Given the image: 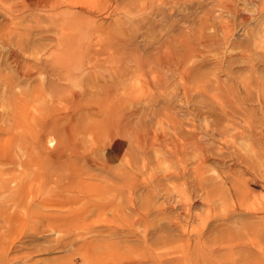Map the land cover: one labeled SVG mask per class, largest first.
Wrapping results in <instances>:
<instances>
[{
    "label": "rangeland",
    "instance_id": "obj_1",
    "mask_svg": "<svg viewBox=\"0 0 264 264\" xmlns=\"http://www.w3.org/2000/svg\"><path fill=\"white\" fill-rule=\"evenodd\" d=\"M263 1L0 0V264H122L127 255L138 258L151 250L137 241L129 247L122 229L126 197L118 196L120 191L113 190L121 180L109 169L127 168L123 151L128 140L119 141L116 135L114 142V135L113 139L109 138L111 129L98 105L104 103V90L118 96L119 117L134 120L129 119L132 124L136 123V115L148 117L146 129L148 133L153 132L149 135L161 134L158 122L164 120L162 125L167 127V114L170 117L176 114L173 117L179 118L185 133L203 136L199 143L203 153L200 148L192 147L191 152L187 147L189 165L184 162L180 166L177 160L170 164L166 160L171 167L174 165L169 170L168 163L157 165L151 152L146 161L149 168L134 172L140 186L134 201L143 211L150 209L153 222L148 228L140 226L138 235L144 237L148 233L150 242L170 237V244L156 245L155 252L170 255L173 264H196L195 237L193 234L182 236L177 224L194 231L205 220L208 222L206 234L198 249L207 260L199 264H264V213L253 217L249 212L256 197L264 198L261 145L264 129L251 127L249 133L241 118L245 109L252 107L243 96L244 84L252 82L257 75L264 78V58L259 53L253 54L254 46L250 49L253 43L264 41ZM186 30L190 34L193 31L192 39L199 49L197 58L189 59L188 67L198 69L201 76L198 82L208 88L204 94L194 91L196 85L186 83L179 76V69L161 70L159 74L151 69L149 75L146 70L140 77L134 69L135 57L149 60L160 42L170 36L178 39ZM115 37H121L125 44L111 41ZM242 55L248 58V63L252 57L257 61V74L251 71V65ZM69 70L72 76L65 81ZM52 86L57 90L65 88L70 93L53 92ZM236 92L242 94L244 103L239 107L238 117L231 122L221 110L239 102ZM202 123L211 127L210 130L206 131ZM194 127L197 132L193 131ZM217 129H228L230 141L226 137L219 139ZM246 131L249 136L245 135ZM230 133L235 136L233 140ZM119 143L124 150H119ZM190 154L198 156V160ZM201 154L208 164L204 163V176L197 171L204 161L203 155L199 159ZM238 156L249 158L253 167L241 165ZM194 163L196 168L192 166ZM146 170L150 171L149 175ZM179 172H184L186 181L175 176ZM191 174L194 178L197 176L196 182L203 177L199 180L202 185L209 182L207 187L221 188V192H211L210 196H217L212 203L206 193L194 187L199 184ZM241 183H247L243 192L238 187ZM219 185L223 186L216 188ZM167 189L174 198L171 206L163 195ZM199 189L201 194L197 193ZM151 192L157 196L152 198ZM240 195L246 196L249 202L238 204ZM230 197L236 200L233 202ZM162 208L166 217L161 213ZM172 221L177 222L174 227ZM189 245L193 247L187 248Z\"/></svg>",
    "mask_w": 264,
    "mask_h": 264
},
{
    "label": "bare ground",
    "instance_id": "obj_2",
    "mask_svg": "<svg viewBox=\"0 0 264 264\" xmlns=\"http://www.w3.org/2000/svg\"><path fill=\"white\" fill-rule=\"evenodd\" d=\"M43 1V0H42ZM54 1V0H53ZM59 1V0H58ZM169 1V0H168ZM183 1V0H182ZM155 2V1H154ZM173 2V1H172ZM264 2V1H263ZM171 3V2H170ZM175 3V2H174ZM38 4V3H37ZM149 4V3H148ZM152 4V3H151ZM168 5V4H167ZM54 6V5H53ZM42 9V8H41ZM51 9H52V7H51ZM115 10V9H114ZM219 16V15H218ZM205 19V18H204ZM207 22H208V20H207ZM184 27V26H183ZM185 30V29H184ZM200 30V29H199ZM182 32V31H181ZM192 34H193V31H192ZM192 34H190V32L188 31L187 32V30L186 31H184L183 33H181V35L179 36V38L178 39H176L174 36V38L172 37V36H170V37H168V39L167 40H165V41H162V42H160L159 44H158V46L154 49V55H152L151 56V58L149 59V60H143V59H145V58H143V59H141V58H139V57H135V59H134V65H135V70H136V72L139 74L138 76L140 77V75H143V72H145L146 70H149L148 72H147V75H149L148 73L150 72L151 73V69H154L156 72H158L157 74H159L160 72H161V70H172V68H176V70L177 69H179L180 71L178 72L180 75L179 76H181V78L186 82V83H189V82H192V83H194L196 86L194 87V91H197V92H203V94H204V92H206V89H208V88H206V86H204V85H202V84H200L198 81H199V77H201L200 75H198L199 73V71H196V70H198V69H191V68H189L188 67V64H189V59H194V58H197V56H198V53H199V49L197 50L196 49V45L194 44V41H193V39H192ZM197 34H198V32H197ZM168 35V34H167ZM166 35V36H167ZM175 35V34H174ZM201 35H202V33H201ZM201 35L199 34L198 36H199V38L201 37ZM203 36V35H202ZM100 37V36H99ZM196 37H197V35H196ZM262 37H264V36H262ZM67 38V37H66ZM202 38V37H201ZM200 38V39H201ZM68 39V38H67ZM203 39V38H202ZM264 39V38H263ZM64 40H65V38H64ZM103 40V39H102ZM115 40V42H119V43H122V42H124L123 40L121 41V37L120 38H117V37H115V38H112L111 39V41H114ZM254 40V39H253ZM260 40H262V39H260ZM58 41V40H57ZM110 41V42H111ZM261 42V41H260ZM58 43V42H57ZM114 43V42H113ZM116 43V44H117ZM112 44V43H111ZM115 44V43H114ZM124 44H125V42H124ZM123 44V45H124ZM127 44V43H126ZM250 44V43H249ZM255 43H253V45L251 46V50H253L252 49V47L254 48V51H252L253 52V54H255V55H257V53H259L260 55H258V56H260V57H263L264 58V55H262V53H264V41L262 40V43H259V44H255ZM112 46V45H111ZM118 46V45H117ZM119 46H120V44H119ZM77 48V47H76ZM120 48H121V46H120ZM123 48V47H122ZM200 48V47H199ZM247 49V48H246ZM251 50H248V51H251ZM245 51H247V50H245ZM251 52V53H252ZM250 53V52H249ZM252 54V55H253ZM138 55V54H137ZM149 55V54H148ZM244 55L245 56H247V55H249V54H247L246 55V53H244ZM136 56V55H135ZM243 56V55H242ZM245 56H243V57H245ZM249 57V56H248ZM255 57V56H254ZM246 59H245V61L248 59L247 57H245ZM250 58V57H249ZM195 60V59H194ZM250 60V63H248V60H247V64L250 66L251 65V71H253L254 72V74H257V71H256V69H255V64H257V61H254V58L252 57L251 59H249ZM258 60V59H257ZM244 61V58H243V62H245ZM263 61V63H264V60H262ZM195 63H196V61H195ZM191 64V63H190ZM192 64H194V63H192ZM196 65V64H195ZM190 66V65H189ZM258 66H259V63H258ZM261 66V65H260ZM262 66H263V64H262ZM245 67H247L246 66V64H245ZM264 67V66H263ZM64 68V67H63ZM262 68V67H261ZM260 68V69H261ZM61 69V68H60ZM131 69V68H130ZM133 69V70H134ZM71 70V69H70ZM68 71V73H67V75H65V81H69L70 80V78H71V71ZM200 70V69H199ZM73 71H75V70H73ZM72 71V72H73ZM160 71V72H159ZM261 71V70H260ZM134 72V71H133ZM262 72V71H261ZM146 73V72H145ZM153 73H155V72H153ZM152 73V74H153ZM173 73V72H172ZM175 73V72H174ZM249 73V72H248ZM264 73V72H263ZM162 74V73H161ZM200 74H202V73H200ZM250 74V73H249ZM253 74V75H254ZM146 75V76H147ZM230 75V74H229ZM250 75H252V74H250ZM259 75H261V73L259 74ZM136 76V75H135ZM137 76V77H138ZM157 76V75H156ZM160 76V75H159ZM158 76V77H159ZM142 77V76H141ZM150 77H152V76H150ZM150 77H149V79H150ZM157 77V78H158ZM165 77V76H164ZM174 77V76H173ZM178 77V76H177ZM249 78L251 77V76H248ZM57 78V77H56ZM144 78V77H143ZM153 78V77H152ZM150 79L151 81L153 80V79ZM166 78V77H165ZM247 80H248V78L247 77H245ZM244 78V79H245ZM253 78V77H252ZM147 79H148V77H147ZM146 79V80H147ZM155 79V78H154ZM163 79V78H162ZM167 79V78H166ZM204 79V78H203ZM243 79V80H244ZM245 79V80H246ZM149 80V81H150ZM244 80V82L246 83V82H248V81H245ZM252 80V79H251ZM144 81H145V79H144ZM156 81H158V80H156ZM181 82V81H180ZM183 82V81H182ZM242 82V81H241ZM243 82V83H244ZM250 82V83H249ZM249 82L248 83H246L247 85H245L244 84V86H243V88L242 89H244V97H245V99H247L248 100V102L249 103H251V105H252V107H248V108H246L245 109V111H246V113L241 117V118H243L244 119V121H245V123L243 124V127H245V125H247V129H248V132L250 133V129L252 130V128L251 127H256V128H259V127H261L262 129H264V120L263 119H261L260 117H259V114L258 113H261V115H262V117L264 116V78H261V77H259L258 75L257 76H255V78H253V80H252V82L249 80ZM160 83V82H159ZM191 83V84H192ZM235 83V82H234ZM145 84V83H144ZM146 84L148 85V82H146ZM155 84V83H154ZM167 84V83H166ZM165 84V85H166ZM183 84V83H182ZM147 85H145V86H147ZM152 85V84H151ZM155 85H157V84H155ZM162 85V84H161ZM192 86V85H191ZM144 87V86H143ZM161 87V86H160ZM164 87V86H163ZM60 88V87H59ZM141 88V87H140ZM152 88V87H151ZM162 88V87H161ZM168 88V87H167ZM166 88V89H167ZM191 88V87H190ZM233 88V87H232ZM51 90H53V92H64L65 94H67V93H70L69 92V90H67V89H65V88H63V89H61L60 88V90L58 89L57 90V88L55 87V86H52V89ZM56 90V91H55ZM120 90V89H119ZM118 90V91H119ZM165 90V89H164ZM171 90V89H170ZM123 91V90H122ZM127 91V90H126ZM160 91V90H159ZM187 91H188V89H187ZM216 91V90H215ZM214 91V92H215ZM237 91V90H236ZM51 92V91H50ZM53 92H51V93H53ZM103 92V91H102ZM104 92H105V97H104V99H103V101H104V105L103 106H105V108L106 109H104V108H102L101 106V103L99 104L98 103V105H99V109H102V110H99V112L101 113L102 112V114H101V116L104 118V120L106 119V123L109 125V127H110V129L111 130H109L110 131V134H112L109 138H111V139H113L112 141L114 142V140H115V135L119 138V141L120 140H122V139H127L128 140V146L125 148V150H124V148H123V144H121V143H119L118 144V147H119V150H121V149H123L124 151V154L127 156V159H125L126 160V166H127V168H129V169H127V168H125V169H122V168H120V169H118V170H114V169H109L108 167V169L110 170V171H112L113 172V174L114 175H116L117 177H118V179H120L121 180V182H119V183H121L120 185H118V186H114V187H116V188H114L113 190H115V189H117V191L119 192L118 194V196H122V197H126V199L124 198V203H125V207H124V209H123V207H122V210H123V213H124V217H122V229L124 230V232H125V234H126V236H127V244L129 245V247H130V243L131 242H133V241H137L138 243L140 242V243H142V245H144L143 247H147V249L149 250V249H151V250H149V252H145L143 255H138L137 257L138 258H136V257H132V256H130V255H127V256H125V259L124 260H122V259H120V260H122L123 262H122V264H173V262L170 260V255H168V254H166V255H158L156 252H155V250L156 249H154V248H156V245H162L163 247L164 246H166L167 247V245H169L170 244V242H171V239H170V237H168V238H162V239H156V240H158V241H154V242H150L151 241V239H149L148 238V236H147V234L148 233H145V236L143 237V236H140V235H138V229L139 228H141L140 226H142V225H145V227H150L151 225H152V220H151V216L149 215V210H147V212L146 211H143L139 206H137L136 205V201H134V195H135V193L137 192V189L138 188H140V186H139V183H138V178L136 177H134L133 176V174H134V172H135V174H137V172H140L141 173V169H148L149 167V165L148 164H146V163H148V162H146V161H148V155H149V153H151L152 152V154H155L154 156L156 157V160L155 161H157L156 163H157V165H162V164H164V163H168V162H165L166 160H170V164H173L174 162V160H177V161H179V163H177V161H176V163L177 164H180V166L185 162V165H186V160H188L187 159V154L189 155V152L187 153V150H188V148L189 149H191L192 151L191 152H193L194 150L192 149V147L193 148H197V150H199V148L201 149V147H199L200 146V144L199 143H201V141H202V138L201 137H203V136H199V134L198 135H196V134H194V130H195V132H197L196 131V128L194 127V129H193V131H191V132H193V134H191V133H185L184 132V126L182 125V123L180 122V121H178L179 120V118H178V120L175 118V117H173V116H176V114L175 115H173L172 117H170V116H168V114H167V117L165 118V120L167 121L166 122V125H167V127L166 126H163L162 125V123H163V121L161 122V123H159L160 121H159V119H158V125L157 126H159V128L161 129L160 131H161V134L159 133V135H157V133H155L156 134V136L155 135H149V134H151V133H153V132H151L150 131V133H148L149 132V130H147L146 129V125H145V122H147V119H148V117H144V115L142 114V117L140 116V115H136V117H135V121H136V123L134 122V124H132V122L134 121V120H131L130 118V120L132 121V122H130L129 121V119H128V117L127 118H125L124 116H120L119 117V115L117 114V107H118V104H117V101H119L118 100V96H116V95H114V94H112V93H110L111 91H109V90H104ZM163 92V91H162ZM189 92V91H188ZM209 92V91H208ZM217 92V91H216ZM231 92V91H230ZM234 92V91H233ZM191 93V92H190ZM211 93V92H210ZM209 93V94H210ZM237 93V92H236ZM120 94V93H119ZM122 94V93H121ZM182 94V93H181ZM184 94V93H183ZM205 94H207V93H205ZM219 94V93H218ZM238 94V93H237ZM118 95V94H117ZM149 95V94H148ZM77 96V95H76ZM122 96V95H121ZM177 96V95H176ZM184 96H185V94H184ZM226 96H228V95H226ZM225 96V97H226ZM224 97V98H225ZM229 97V96H228ZM227 97V98H228ZM237 99L239 100V102L237 103V104H235L234 103V100H233V98H232V100L230 99V101H233L232 103H234V106H227V104L225 105V102L224 103H222V104H224L225 106H227V108L225 109V110H221L222 111V113H223V115L225 116V118H227V120L228 121H233L234 120V118H236V116L238 115V112H239V107H242V105H243V101H242V99H244V98H242V94H238L237 95ZM152 98V97H151ZM218 98V97H217ZM77 99V98H76ZM229 99V98H228ZM150 100V99H149ZM224 100H226V99H224ZM223 100V101H224ZM124 101V100H123ZM168 101V100H167ZM215 101H216V99H215ZM229 101V102H230ZM204 102V101H203ZM216 102H218V101H216ZM247 102V103H248ZM182 105V104H181ZM215 105V104H214ZM214 105H213V108H214ZM250 105V104H249ZM123 106V105H122ZM216 106V105H215ZM247 106V105H246ZM256 106V107H255ZM217 107V106H216ZM175 108V107H174ZM98 109V108H97ZM171 109V108H170ZM214 110H215V108H214ZM245 111H243V112H245ZM162 112V111H161ZM242 112V113H243ZM149 114V113H148ZM170 114V113H169ZM240 114V113H239ZM165 115V114H164ZM220 115V114H219ZM242 115V114H241ZM156 116V115H155ZM221 116V115H220ZM159 117V116H158ZM163 117V116H162ZM238 117V116H237ZM137 119V120H136ZM240 119V118H239ZM149 120V119H148ZM208 120V119H207ZM237 121H239L238 119H236ZM241 120V119H240ZM206 121V120H205ZM242 121V120H241ZM243 121V122H244ZM184 122V121H183ZM186 122H187V120H186ZM242 122V123H243ZM207 123V122H206ZM203 124L204 125V128H205V130L206 131H208V130H210V128L208 127V125L207 124ZM105 124V123H104ZM192 124V123H191ZM235 124V123H234ZM190 125V124H189ZM214 125V124H213ZM220 125V124H219ZM252 125V126H251ZM240 126V125H239ZM104 127V126H103ZM108 127V128H109ZM191 127V126H190ZM235 127V126H234ZM238 127V126H237ZM237 127H236V129H237ZM153 128V127H152ZM151 128V129H152ZM220 128H222V127H220ZM150 129V130H151ZM155 129H157V128H155ZM154 129V130H155ZM188 128H186V130H187ZM190 129V128H189ZM188 129V131H190ZM225 129V128H224ZM95 130V129H94ZM97 130V129H96ZM201 130V129H200ZM218 130V132H219V139H223V138H227V139H229L228 137V133H226V131L228 130H222V129H217ZM234 130V129H233ZM244 130V129H243ZM258 130V129H257ZM108 131V130H107ZM202 131V130H201ZM215 131V130H214ZM92 132V131H91ZM178 132H181V134L179 133L178 134ZM238 132V131H237ZM242 132V131H241ZM109 133V132H108ZM166 133H168V135L166 134ZM198 133H199V130H198ZM212 133V132H211ZM216 133V132H215ZM235 132H233V134H234ZM247 133V131L245 132V135H247L246 134ZM259 133V132H258ZM262 133V132H261ZM166 134V135H165ZM207 134V133H206ZM213 134V133H212ZM212 134H210L211 136H212ZM232 133H230V137L232 136V140L234 139V137L235 136H233V135H231ZM238 134V133H237ZM113 135H114V137H113ZM250 135V134H249ZM249 135H247V136H249ZM259 135V134H258ZM68 136V135H67ZM215 136V135H214ZM228 136V137H227ZM238 136V135H237ZM262 135L260 134V138H262L261 137ZM113 137V138H112ZM206 136H204V138H205ZM239 137V136H238ZM252 137V136H251ZM213 138V137H212ZM225 138V139H226ZM210 139V138H209ZM231 139V138H230ZM230 139H229V141H230ZM247 139V138H246ZM250 139V138H249ZM264 139V138H263ZM224 140V139H223ZM237 141V140H236ZM203 142H204V140H203ZM232 142V144L234 143L233 141H231ZM260 142H261V139H260ZM236 143V142H235ZM113 144V143H112ZM127 144V143H126ZM261 144V143H260ZM201 145H203V143L201 144ZM262 147H263V149L262 148H260V149H262V151H264V141H262ZM112 146V145H111ZM110 146V147H111ZM160 147V148H163L164 149V152H159L158 150H160L159 148L157 149V147ZM189 146V147H188ZM232 146V145H231ZM254 146V145H253ZM188 147V148H187ZM255 148V147H254ZM72 149V148H71ZM74 149V148H73ZM76 150V149H75ZM197 150H195V151H197ZM253 150V149H252ZM161 151H162V149H161ZM189 151V150H188ZM203 151V148L201 149V151L200 152H202ZM77 152V151H76ZM206 152V151H205ZM217 152V151H216ZM203 153V152H202ZM192 154V153H191ZM190 154V155H191ZM195 154H198V151L197 152H195ZM205 154V153H204ZM125 155H124V157H125ZM203 154H201V157L199 158V159H201V158H203V156H204V159H202V160H204V161H201V163L199 164V167L197 168V171L202 175L203 174V172L202 171H204L205 169H203V166H204V163L206 162L205 161V155H207V154H205V155H203ZM239 156H240V154H238ZM263 155V154H262ZM261 155V156H262ZM123 156V155H122ZM192 157L194 156V160L196 159V160H198L197 158H198V156L196 157L194 154L193 155H191ZM190 156V157H191ZM199 156H200V154H199ZM236 156H237V154H236ZM238 156V157H239ZM257 156V155H256ZM119 157H121L120 155H119ZM196 157V158H195ZM207 157H208V155H207ZM122 158V157H121ZM189 158V157H188ZM193 159V158H192ZM238 159V161H240V164L241 165H243V166H245L246 168H252L253 167V164H252V161L249 159V158H247V157H239V158H237ZM262 159V158H261ZM64 160V159H63ZM150 160V159H149ZM173 160V161H172ZM193 161V160H192ZM263 161V160H262ZM173 162V163H172ZM194 162V161H193ZM197 161H195V163H196ZM168 163V165H170ZM194 163V165H192L193 166V168L195 167L196 168V164ZM152 164V163H151ZM187 164H188V162H187ZM205 164H207V163H205ZM157 165H154V166H157ZM165 165V164H164ZM168 165H166V166H168ZM189 165V164H188ZM208 165V164H207ZM153 166V165H152ZM174 166V165H173ZM173 166L171 167V165L168 167L169 168V170H170V167L171 168H173ZM206 166V165H205ZM100 167V166H99ZM185 167V166H184ZM105 168V167H104ZM118 168V167H117ZM153 168V167H152ZM167 168V169H168ZM176 168V170L179 168H177V167H175ZM182 168V167H181ZM192 167L191 168H189V170L190 169H193ZM153 169H155V168H153ZM158 169H159V167H158ZM157 169V167H156V170H158ZM186 169V168H185ZM107 170V169H106ZM108 170V171H109ZM151 171H153L152 169H150ZM160 170V169H159ZM181 171H183V170H181ZM253 171V170H252ZM263 171V170H262ZM144 172H145V170H144ZM146 172H148V174L147 175H149V172L150 171H147L146 170ZM161 172V171H160ZM169 172H171V171H169ZM172 172H174V170H172ZM192 173H193V171H192ZM195 173V172H194ZM199 173L197 174V173H195V175L197 174V175H199ZM207 173V172H206ZM145 174V173H144ZM153 174V173H152ZM165 174H166V171H165ZM146 175V174H145ZM190 175V174H189ZM192 175L193 174H191V177H192ZM194 175V176H195ZM234 175V174H233ZM243 175V174H242ZM248 175V174H247ZM262 175H264V173L262 172ZM160 176V175H159ZM168 175H166V177H167ZM170 176V175H169ZM176 177H178L179 178V180L180 179H182V180H185L184 179V172H179V174L178 175H175ZM194 176L192 177L193 179H194V181L196 182V180H197V176H196V178H194ZM200 176V175H199ZM203 176H204V174H203ZM250 176V175H249ZM153 177V176H152ZM155 177H156V175H155ZM161 177V176H160ZM160 177H159V179H160ZM190 177V176H189ZM229 177V176H228ZM147 178H150V177H148L147 176ZM168 178V177H167ZM175 178V177H174ZM203 178V177H202ZM201 178V179H202ZM207 178V177H206ZM249 178H251V177H249ZM153 179L154 178H152V181H153ZM159 179H156L157 181H156V183H157V185H160L159 183ZM176 179V178H175ZM200 181H201V179H200V177L198 178ZM222 179V178H221ZM224 179V178H223ZM237 179V178H236ZM151 179H149L148 181H150ZM165 180V179H164ZM172 180H174V179H172ZM172 180H170V181H172ZM188 180V179H187ZM190 180L192 181V179L190 178ZM190 180H189V183H190ZM197 181L198 182V186H194V187H196V189H198V188H200L203 192H204V194L206 193L208 196H207V199L209 200L210 199V202L212 203V199L214 198V199H216V197L217 196H215V195H213V194H215L214 192H217V191H220L221 190V186H223V185H219V186H216V188H220V190L219 189H215V188H210V187H207L208 186V183H206V180L205 181H203V182H205L206 184H204V185H202V183L200 182V181ZM78 181H79V179H78ZM145 181V180H144ZM154 181H155V179H154ZM186 181V180H185ZM184 181V182H185ZM193 181V182H194ZM180 182V181H179ZM197 182H196V184H197ZM200 182V183H199ZM224 182H226V181H224ZM238 182H239V180H238ZM68 183V182H67ZM152 183V182H151ZM156 183H155V185H156ZM175 183V182H174ZM181 183V182H180ZM183 183V182H182ZM82 184V183H81ZM148 184V183H147ZM177 184V183H176ZM183 184H185V183H183ZM215 184V183H214ZM238 184V183H237ZM247 184V183H246ZM246 184H243L242 185V183H241V185L239 184V189H240V186L242 187L241 188V190H242V192H243V190H245L246 189ZM83 185V184H82ZM154 185V186H155ZM175 185V184H174ZM192 185V184H191ZM195 185V184H194ZM206 185V186H205ZM218 185V184H217ZM228 185V184H227ZM81 186V185H80ZM84 186V185H83ZM163 186V185H162ZM184 186V185H183ZM193 186V185H192ZM229 186V185H228ZM234 185H233V183H232V187H233ZM141 187H142V185H141ZM150 187V186H149ZM161 187V186H160ZM249 187V186H248ZM83 188V187H82ZM151 188V187H150ZM154 188V187H153ZM153 188H151V189H153ZM168 188V187H167ZM83 189H86V187H84ZM195 189V188H194ZM196 189H195V191H196ZM199 189V190H200ZM225 189V188H224ZM234 189H236L235 188V186H234ZM154 190V189H153ZM200 190V192H197V193H200L201 194V191ZM116 191V190H115ZM227 191H228V189H227ZM226 191V193H228L229 194V191L227 192ZM252 191V190H251ZM157 192V191H156ZM210 192V194H208ZM211 192L213 193L212 195L213 196H210L211 195ZM221 192V191H220ZM231 192V191H230ZM152 193V198L153 197H155V196H157V195H155V194H157V193H153V192H151ZM150 193V194H151ZM187 193V192H186ZM192 193V192H191ZM222 193H223V191H222ZM161 194V193H160ZM189 194V193H188ZM195 194H196V192H195ZM203 194V193H202ZM218 196H221V195H219V193H216ZM240 194V193H239ZM239 194H238V196H239ZM255 194V193H254ZM111 195V194H110ZM153 195H155V196H153ZM163 195L165 196V201L167 202V204L168 205H170L171 206V202H172V200H174V198H173V196L168 192V189H167V192H163ZM162 195V196H163ZM242 195V194H241ZM240 195V196H241ZM107 196V195H106ZM196 196V195H195ZM197 196H199V195H197ZM215 196V197H214ZM224 196H225V194H224ZM231 196V195H230ZM233 196V195H232ZM231 196V197H232ZM244 196V195H243ZM141 197V196H140ZM150 197V196H149ZM180 197V196H179ZM230 197V198H231ZM237 197V194H236V196H235V198ZM249 197H250V195H249ZM175 198H177V197H175ZM184 198V197H183ZM199 198H201V196H199ZM202 198H203V196H202ZM201 198V199H202ZM119 199H121L120 197H119ZM178 199H180V198H178ZM178 199H177V201H178ZM193 199V198H192ZM196 199H198V198H196ZM200 199V200H201ZM176 200V199H175ZM180 200H182V197H181V199ZM231 200H233V202H234V200H236V199H232L231 198ZM231 200H230V202H231ZM113 201V200H112ZM118 201V200H117ZM138 201V200H137ZM186 201H187V199H186ZM191 201V200H190ZM205 200H203V202H204ZM215 201V200H214ZM179 202V201H178ZM177 202V203H178ZM185 202V201H184ZM202 202V201H201ZM217 202L218 201H216V204H217ZM249 202V199L245 196V197H238L237 198V203L238 204H240V205H245V204H247ZM112 203V202H111ZM147 203H148V201H147ZM162 203V202H161ZM154 204V203H153ZM164 204V203H163ZM173 204V203H172ZM182 204V201H181V203H180V205ZM204 204V203H203ZM215 204V203H214ZM214 204H212V205H214ZM113 205V204H112ZM112 205H110V206H112ZM166 205V204H165ZM176 205V204H175ZM179 205V204H178ZM233 205V204H232ZM145 206V205H144ZM153 206V205H152ZM147 207V206H146ZM148 207H150V206H148ZM189 207V206H188ZM158 208V207H157ZM157 208H156V210H157ZM164 208V207H163ZM162 208V209H163ZM183 208V207H182ZM191 208V207H190ZM213 208V207H212ZM220 208V207H219ZM103 209V208H102ZM108 209V208H107ZM165 209V208H164ZM161 210V213H162V215L164 214L165 215V210L166 209H168V208H166L165 210ZM187 209L188 208H186V212H187ZM209 209V208H208ZM249 209V208H248ZM160 210V209H159ZM171 210V209H170ZM184 211H185V209H183ZM251 210V211H250ZM250 210H249V212H251V215L253 216V217H259V216H261L262 215V213H264V198H262L261 197V199H259V198H255L254 200H253V202L250 204ZM190 211V210H189ZM188 211V213H191V212H189ZM101 212V211H100ZM102 212H104V211H102ZM114 212V211H113ZM168 212V211H167ZM179 212V211H178ZM215 212H216V210H215ZM120 213V212H119ZM185 213V212H184ZM183 213V214H184ZM186 214V213H185ZM116 215H118V214H116ZM176 215H178V214H176ZM187 215V214H186ZM185 215V216H186ZM250 215V214H249ZM112 216V215H111ZM174 216V215H173ZM185 216H184V218H185ZM165 217H166V215H165ZM190 217V216H189ZM252 217V218H253ZM77 218V217H76ZM168 218H170V216H168ZM171 218H172V216H171ZM187 218H188V216H187ZM177 219V218H176ZM180 219V218H179ZM189 219V218H188ZM187 219V220H188ZM116 220H118V219H116ZM173 220V219H172ZM181 220H182V218L180 219V222H181ZM202 220H203V218H202ZM176 221H178V220H176ZM175 221V222H176ZM183 221V220H182ZM80 222V221H79ZM79 222H76V223H79ZM173 222V225H171V226H175L176 225V223L174 222V221H172ZM172 222H170L171 224H172ZM179 222V221H178ZM189 222V221H188ZM74 223V222H73ZM182 223V222H181ZM175 224V225H174ZM78 225V224H77ZM178 225V229H179V231H180V233H181V235L182 236H185V237H187V236H190L191 234H193V236L195 237L194 238V240H195V247L193 248V255H194V257H195V260H196V264H199L198 262L199 261H204L205 259H206V255L204 256L203 255V253L201 254L200 253V251H199V249H198V245H199V242L201 241V240H203V238L205 237V234H206V228H207V225H208V222L207 221H205L204 220V224H203V226L202 227H200V229H198V230H189L188 228H186V227H183V226H181V225H183V224H181V225H179V224H177ZM188 225V224H187ZM74 226V225H73ZM153 226V225H152ZM252 226V225H251ZM250 226V227H251ZM249 228V227H248ZM176 229V228H175ZM178 229H177V231H178ZM148 230V229H147ZM176 231V230H175ZM146 232V231H145ZM179 233V232H178ZM179 233V234H180ZM124 234V233H123ZM144 234V233H143ZM180 235V236H181ZM231 236V235H230ZM235 236V235H234ZM263 236V235H262ZM184 237V238H185ZM264 237V236H263ZM189 238V237H188ZM130 239V240H129ZM250 239V238H249ZM187 240V239H186ZM259 240V239H258ZM188 241V240H187ZM186 241V242H187ZM253 241V240H252ZM192 242V241H191ZM190 242V243H191ZM181 243V242H180ZM185 243V242H184ZM188 244V243H187ZM251 245V244H250ZM132 247H133V245H132ZM162 247V248H163ZM177 247V246H176ZM186 247V246H185ZM188 247H190V245L189 246H187V248ZM193 247V246H192ZM192 247H190L189 249H191ZM254 247H255V245H254ZM251 248H253V246L251 247ZM130 249V248H129ZM139 250V249H138ZM214 250V249H213ZM244 250V249H243ZM258 250V249H257ZM128 251V250H127ZM202 251V250H201ZM263 251V250H262ZM204 252V251H203ZM213 252V251H212ZM170 253V252H169ZM188 253H189V251H188ZM191 253V252H190ZM216 253V252H215ZM131 254H132V252H131ZM137 254V253H136ZM141 254V253H140ZM125 255V254H124ZM133 255V254H132ZM192 255V254H191ZM213 255H214V253H213ZM248 255V254H247ZM189 256H190V254H189ZM190 258V257H189ZM193 258V257H192ZM187 259V258H186ZM221 259V258H220ZM177 260H179L178 258L176 259V261ZM191 260H193V259H191ZM207 260V259H206ZM205 260V261H206ZM173 261H175V260H173ZM183 262V261H182ZM193 262V261H192ZM261 262V261H260ZM175 264H176V262H174ZM180 263V262H179ZM178 263V264H179ZM180 264H182V263H180ZM204 264V263H203Z\"/></svg>",
    "mask_w": 264,
    "mask_h": 264
}]
</instances>
